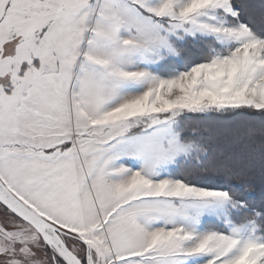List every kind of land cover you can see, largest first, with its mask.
I'll list each match as a JSON object with an SVG mask.
<instances>
[{"label": "rangeland", "instance_id": "374dc122", "mask_svg": "<svg viewBox=\"0 0 264 264\" xmlns=\"http://www.w3.org/2000/svg\"><path fill=\"white\" fill-rule=\"evenodd\" d=\"M226 1L230 5L229 0ZM182 2L0 0L2 136L6 138L5 133L12 135V131L7 132L8 109L50 107L44 118L41 112H34L32 134L39 133V118L46 121L48 132L58 134L55 137L63 134L70 138L73 124L77 128L86 127L91 133L89 139L112 157L103 160L101 173L105 174L102 183L109 205L119 201L117 211L120 212L114 217L126 219L136 212L138 216L151 218V224H163L168 228L178 226L169 233L172 239L176 237L174 234H187L191 230L195 235L191 238L196 239H192L191 248L205 249L208 264H264V238L257 234V224L250 222L246 228L239 229L227 223L225 215L231 203L228 192L209 191L203 195L195 194L192 189L177 194L163 189L159 193L152 192L154 183L169 180L171 169L189 153L188 148L200 145L194 137L191 139L196 131L181 135L179 127L189 130L181 118L194 113L207 115L209 120L205 126L207 130L215 131L219 121L211 119L210 114L229 113L241 107L264 113V39L255 36L244 24L231 26L228 23L229 18L239 17V11L231 5V14L221 12V22L216 26L210 24L218 16L210 9L212 0ZM202 6H208L210 16L206 10L197 11ZM199 39L203 40L199 42ZM190 42L197 43L194 47L197 50L200 43H206L212 53V56L206 53V57L211 59L192 63L201 57L198 55L190 62L188 55L184 56ZM25 64L28 69L21 75ZM149 73L172 78L162 81L160 78L163 77H160L157 89L154 79H149ZM154 90L158 92L157 101ZM146 92V102H136ZM148 105L157 107L154 114L129 119L127 123H111L100 132L96 130L102 128L89 131L87 126L91 124L87 123V116L79 112L80 107H93L94 111L89 112L93 117L112 119L113 114H108L114 107ZM126 111L129 118L131 112ZM64 122L70 130L66 126L64 129L56 126ZM97 124L95 120L93 125ZM239 124L241 128L247 127L252 120L241 118ZM138 130L142 132H136V136L127 135V132ZM3 141L0 140V146L5 145L1 143ZM70 144L65 143L63 150H68ZM47 153L51 154L53 150ZM201 156H205L202 150L186 162L199 165ZM54 159L61 158L55 156ZM117 163L127 169L120 168L118 173L110 170ZM70 165L78 201L99 204L97 183L92 180V188L88 190L87 180L84 182L80 178L75 163ZM95 166L100 172L99 161ZM59 168L66 169L64 165ZM70 171L68 167L69 174ZM66 182L71 186L69 178ZM74 196L75 193H52L48 198L40 199L39 194L32 192L29 194L33 205L30 209L37 214L46 212L39 216L82 240L63 226L65 220L75 222V216L61 213L56 208L64 205L69 209L75 204ZM238 206L240 211L241 205ZM207 219L223 225L214 224L226 232L214 225L208 228L213 224L211 222L205 228ZM202 230L206 231L204 238ZM215 230L222 234L212 232ZM63 240L84 264L89 262L81 242L72 237H63ZM172 244L159 246V249L177 251L175 255H179L183 247L178 240L174 242L173 239ZM195 259L200 260V257ZM187 261L171 255L172 263H166L186 264ZM0 264L67 263L32 227L0 204Z\"/></svg>", "mask_w": 264, "mask_h": 264}, {"label": "crops", "instance_id": "0c3cea01", "mask_svg": "<svg viewBox=\"0 0 264 264\" xmlns=\"http://www.w3.org/2000/svg\"><path fill=\"white\" fill-rule=\"evenodd\" d=\"M181 1H183L182 3L184 4H189L192 0H179V2ZM212 1L213 5H211L210 9L215 10L217 13L216 15L218 16H215V19L212 20L210 24L217 26L221 22V12L229 14V7L230 5L232 6V4L230 0V5L226 0ZM167 2V5H169L170 2ZM207 8L208 6H202V8H198L197 11L206 10L207 16H210V11ZM35 65L37 64L35 63ZM26 69H28V67L25 64L22 66L21 75L25 74ZM148 76L149 79H154L157 89V83L159 82L158 80L160 77H163L160 78L162 81L172 78L169 76L159 77L158 74L153 73H149ZM153 95L155 101H157L158 92L154 90ZM139 98V101L136 102H140V104L146 102L148 99L147 92L145 95L142 94ZM150 99L153 100L152 96ZM156 108L157 107H149V105L147 107H114L109 110L108 114V116H110L112 113L113 118L102 120L89 114V112L94 111L93 107L87 108L88 110L86 107H80L79 112L87 116V123L91 124V126H87L89 131H91V128H94L95 130L102 128L101 130H96V132H100L104 130L103 127L111 123H127L129 119L140 118L144 115H152L155 113ZM50 110V107H37L35 110L32 107H16V110L15 107H12L6 111L8 124L7 132L12 131V135H7V133H5L6 138H4L2 136L4 131L3 129H0V140H5L1 142L5 145L0 146V179L6 187L18 197V199L31 208L33 205L29 199V194L32 192L39 194L40 199H46L52 193H75V204L73 206L67 209L64 205H58L56 208H58V211L61 213L75 216V222L65 220L63 226L66 227L68 231L79 235L82 239L81 241L87 246L89 245L88 247L91 246L88 251V261L90 264H156L157 261L172 263L171 255L177 258L181 257L183 259H188L186 264H208L206 262V256L204 255L205 249L198 248L192 250L191 241L192 239L196 241V239L194 237L191 238V236H195L191 230H188L187 234H174V236H176L173 238L174 242H177L178 240L179 244L183 247L179 252V255H175L177 251L159 249V246L173 245V239L172 237H169V233L171 230H175L178 226L168 228L163 224H160V226H158L157 223L151 224V218H143L140 215L138 216L136 212L134 215H131L126 219L118 216L114 217L120 212L117 211L119 201H114L111 203V206L109 205L106 195L104 194L102 183L105 174L101 173L103 160L112 159L111 155L106 151H101V147L98 144L96 145L93 140L89 139L91 133L87 131L86 127L77 128L73 124V134L70 138H65L63 134L59 137H55L58 136V134L54 135L52 132H48L47 129L49 127L46 128V121L39 118V122L37 123L39 133L36 136L33 135L31 132V125L33 124L34 112H41L44 118L45 111L49 113ZM126 110L131 112L129 118L128 111ZM122 112L125 113L121 115ZM95 120L98 121V124L94 126L93 123ZM56 126H62L63 129L66 126L70 130V127L68 124L65 125V122ZM136 132L141 133L142 130L135 132L130 131L127 132V135L133 136ZM42 136L45 137L42 138ZM65 143H71L68 150H63V145ZM94 149L96 151H94ZM48 150H53V153L46 154V151ZM187 152L190 153V156L188 153L176 162L175 166L171 169V173H173L180 162L191 160L197 152L198 154L200 153V150L196 147L194 149L188 148ZM55 156H59L61 159L55 160ZM98 161L100 163V172L97 171V166H95L98 164ZM71 162H74L76 168L80 170V178H83L84 182L87 180L86 187L88 190L92 188L90 186L92 180L95 184L97 183V191L101 198L99 204L94 205L92 201L86 203L78 201L76 186L72 178ZM62 165H64L66 169L63 170L59 168ZM121 165L122 164L120 163L112 165L110 170L118 173L120 168L127 169L125 165ZM68 167L71 168L70 174L67 172ZM67 178H69L71 186L66 182ZM168 179L169 180L164 183L163 181L162 183H154L151 186L152 192L159 193L161 191L160 189L166 190V192L169 190L173 193H186L188 190L192 189L195 194L199 195L207 194L209 191L214 193L220 192L196 186L192 187L191 185L188 186V184L182 180L175 179L172 176ZM119 186H121L120 183ZM132 187L134 186H131V188ZM123 188H125V185H123ZM230 202L228 213L225 215L227 223L239 229L249 226V224H247L240 228V226L232 221V214L238 211L239 206L237 203L232 202L231 199ZM38 213L43 215L46 212ZM195 219L197 218L195 217ZM208 222L223 227V225L214 222L213 219H207L204 225ZM194 225L195 228H199L196 224ZM197 230L199 231V229ZM229 230L230 229H228V231ZM212 232L222 234L216 230ZM205 234L206 231L202 230L201 235H203V238L205 237ZM227 235H229V233ZM186 240H188V242H185ZM196 257H200V260H196Z\"/></svg>", "mask_w": 264, "mask_h": 264}, {"label": "trees", "instance_id": "16d2710c", "mask_svg": "<svg viewBox=\"0 0 264 264\" xmlns=\"http://www.w3.org/2000/svg\"><path fill=\"white\" fill-rule=\"evenodd\" d=\"M230 1L239 11V17H228L230 19L228 23L231 26L244 24L255 36L264 39V0ZM202 40L199 39V42ZM193 43L190 42L184 56L188 55L187 58L191 62L192 58L201 55L198 60L192 62L196 64L209 61L211 57H206V53L212 56L210 47L206 43H200L197 50L194 47L198 42ZM263 114L245 107L231 110L229 113L210 114L211 119L219 121V127L216 125L215 131L207 130L205 126L209 120L207 115L194 113L186 116L185 119L181 118L189 129L184 131L179 127L181 135L185 136L191 131H196L191 139L194 137L200 142L197 147L200 152L201 150L205 152V156L200 157L202 162L199 165L180 162L171 176L191 186L228 192L233 202L241 205V210L232 214V221L242 227L250 222L257 224V234L264 238ZM241 118L251 119L252 124L241 128L239 124ZM207 225L209 224L204 225L205 228ZM213 225L214 223L210 224L208 228ZM215 227L226 232L225 229ZM72 238L81 242L86 248V244L81 240L74 236Z\"/></svg>", "mask_w": 264, "mask_h": 264}, {"label": "water", "instance_id": "95a60500", "mask_svg": "<svg viewBox=\"0 0 264 264\" xmlns=\"http://www.w3.org/2000/svg\"><path fill=\"white\" fill-rule=\"evenodd\" d=\"M0 204L32 227L42 238L44 243L56 250L67 264H84L82 260L69 248L63 237H72L66 232L48 223L37 213L20 201L0 179ZM87 255L89 247L86 246ZM89 264V262H87Z\"/></svg>", "mask_w": 264, "mask_h": 264}, {"label": "flooded vegetation", "instance_id": "af4514ba", "mask_svg": "<svg viewBox=\"0 0 264 264\" xmlns=\"http://www.w3.org/2000/svg\"><path fill=\"white\" fill-rule=\"evenodd\" d=\"M9 42H11V41H8L7 43H9Z\"/></svg>", "mask_w": 264, "mask_h": 264}]
</instances>
